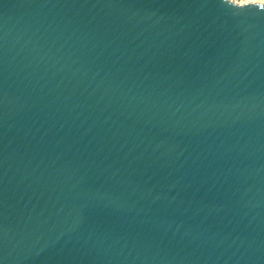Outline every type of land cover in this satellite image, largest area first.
I'll return each mask as SVG.
<instances>
[{
	"label": "water",
	"instance_id": "water-1",
	"mask_svg": "<svg viewBox=\"0 0 264 264\" xmlns=\"http://www.w3.org/2000/svg\"><path fill=\"white\" fill-rule=\"evenodd\" d=\"M0 0V264H264V8Z\"/></svg>",
	"mask_w": 264,
	"mask_h": 264
},
{
	"label": "bare ground",
	"instance_id": "bare-ground-1",
	"mask_svg": "<svg viewBox=\"0 0 264 264\" xmlns=\"http://www.w3.org/2000/svg\"><path fill=\"white\" fill-rule=\"evenodd\" d=\"M248 1H262V0H244V1H241V2H248Z\"/></svg>",
	"mask_w": 264,
	"mask_h": 264
},
{
	"label": "snow or ice",
	"instance_id": "snow-or-ice-1",
	"mask_svg": "<svg viewBox=\"0 0 264 264\" xmlns=\"http://www.w3.org/2000/svg\"><path fill=\"white\" fill-rule=\"evenodd\" d=\"M260 7H261V8H264V2H262V3L260 4Z\"/></svg>",
	"mask_w": 264,
	"mask_h": 264
},
{
	"label": "rangeland",
	"instance_id": "rangeland-1",
	"mask_svg": "<svg viewBox=\"0 0 264 264\" xmlns=\"http://www.w3.org/2000/svg\"><path fill=\"white\" fill-rule=\"evenodd\" d=\"M233 1H236V2H241V1H244V0H233Z\"/></svg>",
	"mask_w": 264,
	"mask_h": 264
}]
</instances>
